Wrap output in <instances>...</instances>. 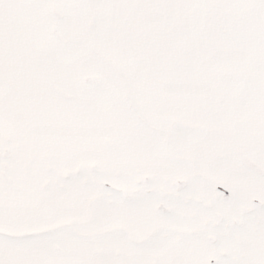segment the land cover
<instances>
[{"label": "snow or ice", "instance_id": "obj_1", "mask_svg": "<svg viewBox=\"0 0 264 264\" xmlns=\"http://www.w3.org/2000/svg\"><path fill=\"white\" fill-rule=\"evenodd\" d=\"M0 264H264V0H0Z\"/></svg>", "mask_w": 264, "mask_h": 264}]
</instances>
